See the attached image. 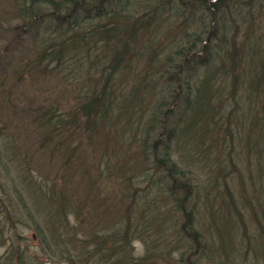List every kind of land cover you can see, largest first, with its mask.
I'll list each match as a JSON object with an SVG mask.
<instances>
[{"label": "rangeland", "instance_id": "rangeland-1", "mask_svg": "<svg viewBox=\"0 0 264 264\" xmlns=\"http://www.w3.org/2000/svg\"><path fill=\"white\" fill-rule=\"evenodd\" d=\"M27 1L0 0V264H109L104 252L110 247L108 243L111 239L112 247L131 250L134 260L131 264H159L154 259L159 252L166 254L163 257L168 259L161 264H264V251H256L258 242L251 241L252 246L248 249L245 246L243 238L260 236L257 224L242 207L239 179L229 164L235 162V170H239L238 175L243 178L246 188L251 190L247 178L251 157L244 143L250 121L255 117L251 111L252 100L242 83L239 82L235 92L234 101H238L236 109L229 111L234 103L227 94L222 100L226 108L218 117L223 126H232L233 135L229 136L224 128L213 129L214 132L211 136L207 135L202 146L204 149L210 146L216 148L225 138L229 139V152L220 155L228 164L227 175L212 174L205 167L206 163H199L196 156L191 157L192 165L187 162L192 151L197 154L202 149L190 150L195 140V133L191 131L186 132L185 143L177 145L173 140V149L179 165L194 179L197 178L200 186L206 183L204 188H210L208 195L218 194L220 189L223 193L231 190L238 209L246 217V228L241 229V217H237L238 214L233 216L238 221L236 226H240L233 239L245 254L234 250L204 254L201 245L194 250L195 244H189L192 238L183 230L185 216L177 209L168 189L154 180L153 177H159L161 171L142 150L144 128L151 118L153 104L158 101L155 99L162 91L168 93L166 86H162L164 82L159 78L160 72L167 56L183 42L182 30H198L199 21L208 19L202 4L197 2L186 6L175 0H113L106 5L112 11L109 16H114L117 11L123 18L121 22L125 21L120 28L126 37L120 41L129 47L125 53L119 49L121 68L113 86L119 94L113 97L116 101L108 121H102L93 130H82L76 134L84 141L72 149L74 141L70 137L67 139L65 134L56 133L52 141L46 139L47 126L34 120V114H41L48 103L68 106L77 93L85 95L90 89L85 87L87 84L102 80L99 72L102 69H94L93 74H89L91 65L96 59H101L98 63L104 66L108 59L105 52L110 49L103 51L102 40L90 38L92 45L83 50L87 57L81 55L83 67L76 63V59L69 58L65 61L66 67L65 64L45 66L44 62H38L35 57L40 49V38L55 35L51 30L46 34L39 23L27 29L28 25L23 24L20 17V9L27 6ZM254 3L259 8L256 14L252 13ZM49 7L47 2L42 5L45 12H50ZM224 8L229 11L227 16L233 18L235 15L236 18L237 23L230 18L236 32L233 39L236 46L245 42V50L256 47L259 38L264 36V0H235L226 3ZM109 16L94 14L81 21L80 27L84 31H94L98 24L109 21ZM139 16L151 18L138 34ZM93 45L97 47L87 55ZM90 55L96 56L91 59L92 62L86 63ZM151 81L158 85L157 93L143 96L144 108L138 103L126 113L125 109L118 108L122 98L125 99L128 94L137 98L135 86ZM219 131L225 132L224 137H215L219 136ZM260 131L255 138L264 144V133ZM213 140L216 142L214 145L211 143ZM214 156H217L215 150L210 158L213 163L216 162ZM31 178L34 180L30 181ZM40 183L48 191L52 188L56 194L61 193L66 198L63 214H56L55 207L48 205L42 210L46 215L36 210L41 205L34 198ZM227 197L229 194L224 196ZM156 198L154 207L157 206L158 215L163 213L161 219L165 221L161 224L164 230L158 233L160 230L152 226L145 233H140L138 225L142 221H138V217L154 210L148 205ZM223 199H217L216 205ZM201 201L202 196L196 204L204 210ZM224 202L228 203L227 200ZM200 216L198 222L202 220L205 224L207 216L201 219ZM44 219L53 222L46 225ZM126 221L133 231L127 237L124 235L126 238L123 240L121 236L127 227ZM156 222L159 223L158 220ZM38 231L49 235L56 232L62 245L53 249L44 248ZM245 231L248 236H244ZM98 236L99 243L96 245L94 242L97 243ZM55 237L52 236L56 241ZM206 238L215 239L212 236ZM83 239L88 240L90 247L84 248L85 253L79 258Z\"/></svg>", "mask_w": 264, "mask_h": 264}, {"label": "trees", "instance_id": "trees-1", "mask_svg": "<svg viewBox=\"0 0 264 264\" xmlns=\"http://www.w3.org/2000/svg\"><path fill=\"white\" fill-rule=\"evenodd\" d=\"M112 1L28 0L27 6H23L20 9V17L23 20V24L28 25V30L34 23H39L42 28L44 27L46 34L51 30L53 31L51 33L55 35L54 37L40 38L41 45L35 59L38 62L39 60L44 62L45 66L56 63L57 66L65 64L66 67L67 63L65 61L69 58L76 59V63L83 67V57L81 55H85L83 50H88V46L92 45L90 38L102 40L103 51L110 49L105 52V58L108 59L104 66L98 63L101 59L98 61L96 59V62L91 65L92 68L89 74H93L94 69L97 71L102 69L99 71L102 74V80L87 84L85 87L90 89L85 95L77 93L72 98V103L68 106L48 103L41 114H34V120L46 124V139H49V141L53 140V136H56V133L65 134L67 139L69 137L72 138L74 141L72 149H75L78 143L83 144L84 141L81 136L77 137L76 134L82 130H93L98 124L101 125L102 121H108V117L112 113L111 110L114 109L113 104L116 99L113 97H115L116 93L119 94L118 89H113L114 82L117 81L115 76H117V72L121 68V65H119L121 57H118V54H121L119 49H122V52L125 53L128 52L129 47L127 43L120 41L124 36L126 37L123 33L124 30L120 28L125 21L121 22L123 18L119 16L117 11L114 16H109L112 11L106 5L112 3ZM164 1L167 2V0ZM175 1L186 6L200 2L208 15V19L205 20L203 18L199 21L198 30L183 29V42L177 46L175 51H172L173 54L167 56L159 78L163 80L164 84L162 86L163 88L166 86L168 93L162 91L155 99L158 101L153 104L151 118L144 128V147L142 150L148 153L161 171L159 177H153L154 180L156 179V183L158 182V184H162L164 188L168 189L169 195L175 200L177 209L181 210L185 216V222L182 224L183 230H185L189 238H192L189 244H195L194 250L201 245L204 254L222 250L230 252L234 250L238 254H245L244 250L238 248L236 239H233V237H236L238 227L241 226V229L246 228V217L242 214V210L238 209V204L235 198L232 197L231 190L230 192L225 190V193H223L220 189L218 194L208 195L210 188H204L206 183L200 186L197 178L194 179L192 175H189L179 165L173 149V140H175L177 145L181 144V142L185 143V134L188 131L195 133V140H193L192 144L195 149L192 146L190 150L200 149V147L204 146L207 135L210 134L211 136L214 131L219 129L224 128L225 132L232 136V126L229 124L223 126V124L218 122V117L223 114L226 108L222 100L227 94L230 95L231 99H233L231 102L234 103L229 111L236 109L238 101H234L236 100L235 92L239 82L242 83L244 90L250 95L252 100L251 111L255 117L250 121L248 135H246L244 143V148L251 157L250 162L248 161L247 172L251 190L246 188L243 178L238 175L239 170H235V162L231 161V163H228L232 166L230 169L235 171L239 179L242 207L248 211L249 216L257 224L258 236H260V238H243L245 246L247 245L246 248L248 249V247L252 246L251 241H255L256 243L258 242L259 246H256L258 249L251 248L263 252L264 144H261L255 137L258 133H261L260 130L264 133V36L259 38L260 41L253 49L249 47L248 50H245L247 46H245V42L236 46L235 42H233L236 32L231 21V19H234L233 21L236 22V18L234 17L235 15L233 18L227 16L229 11L224 8L226 3L235 0ZM44 2L49 3L50 12H45V9L42 8ZM261 5L259 2V6ZM253 6L254 11L252 13H258V6L255 3ZM102 13L108 14L110 20L98 24L97 27L93 28V32L88 29L84 31L80 27L81 21L94 14ZM150 18L151 16L144 18L139 16L138 34L147 25L146 22ZM96 47V45H93L92 50L86 52L87 55L95 50ZM94 56L96 55H90L86 63L91 61ZM104 67L105 69H103ZM157 86L156 83L152 84V81L138 84L134 87L137 98L135 99L134 96L129 94L127 96L124 95L126 98H122V103L118 108L125 109L124 113L130 107H135L137 103L138 106L141 104V108H144L145 105L142 103L145 102V98L143 96H153L157 93ZM228 130L229 133L227 132ZM67 132L71 133L67 134ZM219 132V136L215 137H224L225 132ZM229 142V139L225 138L222 144L215 146L216 148H211L210 146L204 149L202 147L197 154L192 151L190 153L191 156L189 155V158H187V162L192 165L193 160L191 157L196 156L199 163H206L205 167H208L212 174L221 173L227 175L229 173L226 167L228 164H225V158L220 157V155L229 152ZM211 143L214 145L216 142L213 140ZM213 150H215L217 155L216 157L214 156L216 158L215 163L210 161ZM226 160L228 161L227 158ZM33 180V178L30 179V181ZM38 190L34 198L35 202H40L41 205L36 207V210L40 211L41 214H45L42 211L44 210L43 206L48 205L50 208L55 207L56 214L64 213V201L67 200L61 193L56 194L52 188L48 191L47 187L45 189L41 183ZM226 194H229V197L224 198ZM201 196L204 210L197 207ZM217 199L223 200L216 205ZM157 200L158 198L152 200V203L148 205L149 208H154L153 211L143 213L141 217H138V221H142L141 225H138L141 227L138 228L140 233H145L152 226L160 230L158 233L164 230V228L162 229L163 224H161L165 221V219H161L163 213L158 215L157 206L154 207V202ZM225 200L228 203L224 202ZM198 213L201 215L200 219L204 215L207 216L205 224H203L202 220L200 223L198 222ZM234 214H238L236 216L241 217L242 225L236 226L238 221L233 219ZM29 216L32 215L29 214ZM157 220L159 223L156 222ZM43 221L46 225L53 222H48V219ZM154 222L156 223L154 224ZM126 224L125 232L121 236L123 240L133 231V228L129 227L128 221H126ZM38 234L44 248L53 249L62 245L59 239L57 240L59 235L56 232L49 235L47 233L40 234V231H38ZM54 235L56 236V241L52 238ZM248 235L245 231L244 236ZM210 236L215 239L206 238ZM99 237H97V243L94 242V244L98 245ZM159 237H162V235H159ZM111 242L112 239L108 243L110 247L108 246L107 252H104L106 255L105 259L109 264H131L134 261L131 250L126 247L123 250L114 248L111 246ZM81 243L83 246L78 256L79 258L84 255V248L90 247L87 239H83ZM158 255L154 259L158 260L159 264L168 260L163 257L166 254L159 252ZM257 259L259 260V258ZM138 260L140 259L138 258Z\"/></svg>", "mask_w": 264, "mask_h": 264}]
</instances>
